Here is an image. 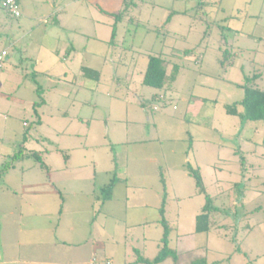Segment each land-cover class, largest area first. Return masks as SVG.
I'll list each match as a JSON object with an SVG mask.
<instances>
[{
    "label": "rangeland",
    "instance_id": "1",
    "mask_svg": "<svg viewBox=\"0 0 264 264\" xmlns=\"http://www.w3.org/2000/svg\"><path fill=\"white\" fill-rule=\"evenodd\" d=\"M36 1L41 3L21 0L23 7H26V15L46 18L52 12L49 5L44 3L45 0ZM198 1L191 3L192 0H131L133 5L124 18V25H121L120 39L126 48L122 47V43L119 46L108 47L110 59L116 54L123 62L116 61L115 67L110 62L103 71L98 88L88 92L82 88L78 90L74 88L71 91L73 87L64 85L63 82L58 83L59 78L65 77L58 75L61 70H64V65L69 66L73 74L78 76L80 75L79 65L71 60L75 55L74 52L64 63L51 62L53 56L46 48L51 50L54 41L48 37L44 39L43 34H38L39 30L42 31L46 26L42 20L29 23L25 20V15L20 18L21 20H17L0 7V52L1 48L7 45L6 37L13 40L20 39L17 48L10 50V62L4 61L2 64L0 79L2 81L10 77L19 79L20 75L26 77L28 74L27 80L30 81L35 65L31 58L33 52L40 49V44H42L41 55L44 57L39 67L41 72L37 78L41 84L42 95L36 99L35 106L43 120L42 126L35 122L37 118L32 104H29L31 93L26 89L25 86L28 87V85L25 81L22 91L25 93L23 96L27 97H24L23 103H15L10 97H0V114L4 116L1 123L18 127L19 123L13 120L15 116L19 117L20 125L24 121L34 122L30 129L27 147L37 150L58 147L62 142L66 148L71 149L73 147L71 143H74V140L79 142L84 141L85 138L82 136L80 139H74L71 134L85 133L90 121H93L94 125L99 124L95 122L96 120L101 122L99 126L102 125L106 133L109 128L113 130L114 127L120 129L129 127L131 130L140 126L142 133L147 136L159 137V135L165 136L161 128L172 126L173 136L178 139H175L177 143H180L183 129L184 133L187 130L186 134L189 132L190 135H188L192 136V142L195 143L194 149L202 162L205 180L202 173L201 175L207 186V192L213 197L214 205L220 208L214 216L217 220L220 218L222 226L227 227L221 230L227 237L224 235L217 241V245L212 246V252L207 258L208 263L264 264V122L242 121L239 116L228 114L225 110L226 103L242 99L244 91L239 84L244 83L246 78L256 76L253 84L264 89V0H209L215 2L218 9L216 19L210 23L209 28L207 23L194 20L189 16V14L192 15ZM71 2L73 4L65 7L63 12L64 21L70 30L64 31L63 41L69 40V44L73 43L78 49L89 45L91 50L104 53L105 43L83 36L79 31L90 33L91 27H95L98 31L108 30L109 39L111 38V26L114 20L111 14L102 10L101 3L104 4V0H72ZM62 3L63 0H57L56 6ZM185 7L189 8L186 16L182 13ZM169 16L171 18L166 24ZM53 19L47 23L48 31L45 34H50L48 32L53 28L59 30L56 27V20ZM98 20L103 24H97ZM25 21H27L26 25L23 24ZM219 24L229 26V29L224 31V35ZM32 29L35 30L32 31ZM174 30H178L177 34L180 33V36H174ZM28 31L31 32L23 38L22 34ZM187 32L189 37L186 39L182 37V34L185 35ZM172 36L175 42L173 45L176 47L183 46L187 40L190 46L195 42L193 49L183 52L180 58L173 59V66L179 69L175 70V79L167 78L163 89L144 85L138 78L139 73L136 69L139 67H134L136 60L143 55L148 56L144 50H153V55H158L163 46L161 41ZM42 39L44 41H41ZM131 44H134V49ZM168 45H171L170 40L163 51L167 57L164 56V58L170 60L172 49ZM58 48L60 57L63 59L68 48L64 50L60 41ZM226 48L233 57L223 64L218 61V58L223 57V51ZM201 51L206 56L205 61L201 59ZM78 57H82V52ZM196 61L200 64H195ZM202 64L204 71L214 76L212 81L215 87L211 86L207 75L200 76ZM169 72L171 74L172 70ZM5 87V92L11 93L9 83L5 84ZM86 93H92L93 110H91L90 100L87 104L84 103ZM181 96L187 98L209 96L214 97L215 100L208 102V106L198 117L199 119L188 116V120L194 122L185 126L186 124L178 119L180 109L186 105L185 101H180ZM153 97L156 99L154 100ZM140 100L146 103L145 109L150 111V116L155 117L162 112L170 116L152 123L144 121V124L136 126L135 118L143 113ZM152 108L158 111L154 112ZM239 108L242 110V106ZM80 115L88 117L80 119ZM196 123H200V126ZM99 134H102V131ZM45 138H51V143ZM98 149L99 156L105 155V151L108 152L107 147ZM94 151L95 149H92L88 154L91 155ZM66 153L76 155L75 151L67 150ZM111 155L108 152V156L111 157ZM57 157L64 162L65 153H61L60 150L55 151L51 157L45 153L46 161L50 159L54 162ZM29 161L34 163L32 159ZM207 162H214V166L221 173L219 179L208 172L206 164L209 163ZM35 165V171L46 172L38 164L35 163ZM8 218L13 219L11 216ZM44 224L49 225L47 221ZM248 225L252 226V231L245 235V226ZM235 228L238 231L237 236L234 235ZM38 237L37 234H33L24 238L40 241V247L43 246L41 244H48L51 238L54 239L48 231H42L41 236ZM237 248L240 250L238 251ZM164 264H173V262L168 259Z\"/></svg>",
    "mask_w": 264,
    "mask_h": 264
},
{
    "label": "crops",
    "instance_id": "2",
    "mask_svg": "<svg viewBox=\"0 0 264 264\" xmlns=\"http://www.w3.org/2000/svg\"><path fill=\"white\" fill-rule=\"evenodd\" d=\"M33 1L36 4L41 3V1ZM71 1L63 0L61 5L56 6L57 0H45L44 3L49 5L52 11L46 18L44 16L28 17L26 7H23V3H21V17L25 15V20L29 23L42 20L46 26L52 18L56 20V27L59 30L53 28L48 32L50 34H45L48 31V27L45 26L42 31L38 32V34H43L44 39L48 37L54 41L51 50L46 48L53 56V60L50 58L51 62L64 63L66 59H70L74 52L75 55L71 60L79 65L80 69L78 76L73 74L69 66L64 65V70H61L58 75L65 77L59 78L58 83L63 82L62 84L73 87L71 91L74 88L77 90L82 88L87 92L94 91L98 88L105 67L109 66L110 62L113 67H115L116 61L123 62L116 54L111 57V60L108 56V47L119 46L122 43L120 39L121 25H124V19L117 25V34L113 43L111 38L109 39L108 30H99V32L95 27H91L90 33L79 30L83 36L105 43L104 53L91 50L89 45L78 49L73 43L69 44V40L64 39L63 41L62 39L64 31H70L64 21L63 12L65 7L73 4ZM192 1L191 3L196 2V0ZM123 2L124 0H104V4L101 3V8L107 14H111L114 20V15L121 10ZM188 9L185 7L182 10L184 16L188 14ZM189 16L192 17L191 14ZM21 17L15 18L21 20ZM27 21L23 24L26 25ZM91 22L93 23L94 20ZM165 23L168 24L167 20ZM97 24L103 23L98 20ZM34 30L32 29V31ZM74 31L78 33L77 30ZM177 31L174 30L176 37L180 36ZM30 32H24L22 37H26ZM188 32L187 35L182 34V37L187 39ZM173 38V36L164 38L161 41L163 46L160 48V53L165 56L163 50L170 40L171 45L168 47L171 46L172 49L171 59L167 60L165 56L168 74L174 67L173 59L180 58L183 52L192 50L195 44L194 42L190 46L186 40V44L184 43L178 48L173 45L175 43ZM5 41L7 45L1 49L8 52L5 61L10 62V50L17 48L20 39L13 40L6 37ZM59 41L64 50L68 48L63 59L60 57L58 48ZM122 45L123 48H126L123 43ZM131 46L133 49L135 48L134 44ZM41 47L42 44L37 52H33L31 58L35 65L30 81L27 80L28 74L26 77L20 75L19 79L15 77L7 78L5 81L0 79V97H10L15 103H23L24 97H27L23 96L25 93L22 91L25 81L28 85L25 87L31 93L29 104H32L34 115L37 118L35 122L39 126H42L43 120L35 106L37 105L36 99L40 97L37 90L38 84L41 87L39 79H37L41 72L39 67L44 59L41 55ZM80 52H82L81 58L78 57ZM144 52L148 56L139 57L134 64V67H139L136 70L142 83L149 56L154 54L153 50H144ZM184 57V59L187 58L185 54ZM201 59L206 60L203 51H201ZM60 64L62 66V63ZM195 64L198 65L200 62L196 61ZM203 67L202 64L200 76L207 75V80L211 86L215 87L212 81L214 76H210L211 74L204 71ZM84 68L97 71L98 78L92 73L86 75ZM53 75L57 76V74ZM49 80L52 79L49 78ZM7 83H9L11 93L5 92ZM134 95L137 96V94ZM179 99L186 102L184 108L180 109L181 113L178 117L186 124L185 126L194 122L188 120V116L197 119L208 106V102L215 100L214 97L209 96H192L191 98L181 96ZM35 100L36 102H33ZM88 100H90L91 110H93L92 93H86L84 103L87 104ZM140 101L143 113L138 114L139 116L135 118L136 126L144 124V121L152 123L170 116L163 112L155 117L150 116V111L145 109L146 104L145 106L142 104L145 102ZM152 110L158 111L156 108H152ZM79 117L85 119L88 116L80 115ZM2 118L4 116L0 114V169L21 149L26 153L39 152L45 166L25 154L14 160L8 170L0 173V264H143L137 262L139 255L152 259L160 250L163 236L160 207L164 193L166 194L164 216L172 227L169 245L176 249L178 254H181L183 264H189L195 259L208 261L212 246L217 245V241L224 235L227 237L226 233L221 231L220 218L217 220L214 215H212L208 233H197L196 231V217L205 205V194L199 192L193 177L187 170V164L190 163L201 170L204 180L205 176L201 167L202 162L194 149L195 143L192 142L189 132V135L186 134L187 130L184 133L183 129V135L179 139L180 143H177L178 139L173 136L172 126L161 128L165 136L159 135V137L147 136L142 133L140 126L131 130L129 127L125 129L114 127L113 130L109 128L106 133L105 128L102 125L99 126L101 122L96 120L95 122L99 124L94 125V122L90 121L85 133L73 132L71 134L74 139L85 136L84 141H76V143L74 140V143H71L73 146L71 149L66 148L62 142L58 147L37 150L27 147L30 129L34 122L24 121L20 125L19 117L15 116L13 120L19 125L14 127L13 124H2ZM196 124L200 126V123ZM101 131L102 134H99ZM45 139L50 143L52 141L51 138ZM104 147L108 148V152L112 154L111 157L108 156L107 151H105V155H98V148ZM92 149L95 151L89 155L88 152ZM59 150L61 153H65L64 162H61L58 157L54 159V162L50 159L45 160V153L51 157L55 151L59 152ZM67 150L75 151L76 155L72 154V156L66 153ZM31 159L34 163H30ZM35 163L46 172L35 171ZM207 163H209L206 164L208 172L219 179L221 173L214 166V162ZM113 179L111 198L104 201L99 200L101 188L108 185ZM8 216L14 220L9 219ZM5 217H7L6 220ZM46 221L49 223L48 226L44 224ZM245 229V235H248L252 231V226H245ZM42 231L50 232L54 239L51 238L48 244L43 242L46 245L41 244L43 245L41 247L40 241L24 238L33 234L40 237ZM234 235H238L236 228Z\"/></svg>",
    "mask_w": 264,
    "mask_h": 264
},
{
    "label": "trees",
    "instance_id": "3",
    "mask_svg": "<svg viewBox=\"0 0 264 264\" xmlns=\"http://www.w3.org/2000/svg\"><path fill=\"white\" fill-rule=\"evenodd\" d=\"M132 5L133 3L131 2V0H124L121 10L114 15V23L112 25V36H111L112 43L114 42L117 34L118 23L122 21L125 18V16H127V13L129 12L130 7ZM217 10L218 9L215 2H210L208 0H199L197 6L194 8V11L192 12V17L194 20L207 23L209 28L210 23L216 19ZM170 18L171 16H169L167 22H169ZM219 27L222 30L223 35H224V31L229 29V26H225L221 24H219ZM223 52H224L223 57L218 58V61L224 64L233 56L232 53L227 48ZM178 69L179 68L177 66H174L172 69V73L168 74L166 68V59L164 58L162 53H159L158 55H150L143 78V84L161 90L165 87L167 78L170 77L171 80L175 79L176 71ZM84 72L86 75H90L92 73L94 76H96V78H98L99 76V73L97 71L88 68H84ZM255 79L256 76L252 78H246L244 83L239 84V86H241V88L244 91L243 97L240 101H235L232 103L225 104V110L228 114L239 116V118L242 121L261 120L264 122V89L256 87L253 84ZM37 90L39 91V95H42L39 84ZM153 98L154 100L156 99V97ZM142 104L143 106H145L146 103H142ZM241 106H242V110L239 108ZM25 154H28L30 157L40 162L41 165L45 166V163L43 162L39 152L30 151L26 153L23 149H21V151L15 153L11 157V160L7 161L2 166V168L0 169V173H3L6 170H8V168H10L14 160L21 158ZM187 170L189 174L193 177L199 192L205 194V205L201 210V212L196 217V231L197 233H208L211 227L212 215H214V213L216 212H219L220 208L214 205L213 197L207 192L200 170L194 167L190 163L187 164ZM162 181L164 184L165 182L163 177H162ZM113 185H114V179L108 185L101 188L100 190L101 192L98 196L99 200L104 201L108 198H111ZM165 203H166V194L164 193L163 201L160 207V213L162 216L160 219V223L163 226V236L161 238L160 250L158 254L152 259L145 258L142 255H139L137 262L143 264H164L166 260L171 259L173 264H183L182 257L177 253L176 249L172 248L169 245V238L172 227L169 221L164 216ZM220 227L227 228L225 225L223 226L220 225ZM237 250L239 251L240 249L237 248ZM216 263L217 262L208 263L206 259H198L192 261L189 264H216Z\"/></svg>",
    "mask_w": 264,
    "mask_h": 264
},
{
    "label": "built area",
    "instance_id": "4",
    "mask_svg": "<svg viewBox=\"0 0 264 264\" xmlns=\"http://www.w3.org/2000/svg\"><path fill=\"white\" fill-rule=\"evenodd\" d=\"M0 7L8 11L13 17L18 18L22 15L21 0H0ZM7 54L6 50L0 52V67L4 63Z\"/></svg>",
    "mask_w": 264,
    "mask_h": 264
}]
</instances>
